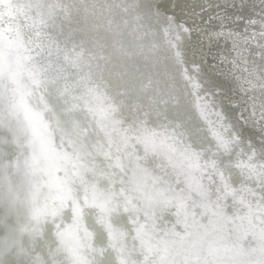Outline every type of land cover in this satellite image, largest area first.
Listing matches in <instances>:
<instances>
[{"label": "snow or ice", "instance_id": "obj_1", "mask_svg": "<svg viewBox=\"0 0 264 264\" xmlns=\"http://www.w3.org/2000/svg\"><path fill=\"white\" fill-rule=\"evenodd\" d=\"M185 7L0 0V264H264V132L184 66Z\"/></svg>", "mask_w": 264, "mask_h": 264}, {"label": "rangeland", "instance_id": "obj_2", "mask_svg": "<svg viewBox=\"0 0 264 264\" xmlns=\"http://www.w3.org/2000/svg\"><path fill=\"white\" fill-rule=\"evenodd\" d=\"M187 1L184 10L199 17L190 27V15L177 10L179 19L193 30L188 39L189 69L193 63L199 65L202 81L212 82L205 83V89L213 93L216 109L227 114L229 122H240L237 127L244 136L258 143L264 132V0H198L197 5ZM211 32L217 35L208 36Z\"/></svg>", "mask_w": 264, "mask_h": 264}, {"label": "bare ground", "instance_id": "obj_3", "mask_svg": "<svg viewBox=\"0 0 264 264\" xmlns=\"http://www.w3.org/2000/svg\"><path fill=\"white\" fill-rule=\"evenodd\" d=\"M198 0H195L194 1V3H192L191 2V4H198V2H197ZM182 3H184V4H186V5H188V1L187 0H182ZM188 7V6H187ZM186 7V8H187ZM246 10H247V7H246ZM185 11V10H184ZM186 13H187V11H185ZM187 14H189L190 16H194V14L193 13H187ZM180 15V17H182V15H181V13L179 14ZM187 17V21H188V23H190V27H192L193 26V24L191 25V22L192 21H194V22H196V18H199V17H197V16H194L195 18H192V17ZM183 17H184V15H183ZM186 20V19H185ZM186 21V22H187ZM255 22V21H254ZM199 30V29H198ZM198 30L196 31V32H198ZM215 33V34H214ZM198 34H199V36L201 35V33H199L198 32ZM217 35V32H211V33H208V36H216ZM207 36V35H206ZM188 39H192L191 37H189V38H186V40L184 41V44H183V48H184V51H185V59H186V64L184 65L185 67H187L188 69H189V66H188V55H190V53H189V44H188ZM211 58V57H210ZM257 66V65H256ZM190 70V69H189ZM170 71H172L173 73H175V75H176V81L178 82V86L179 87H181V88H183L184 87V81H183V79H182V77L180 76V66H178V65H172L171 66V69H170ZM191 71V70H190ZM231 94V93H230ZM259 97V96H258ZM186 98H187V100H188V102L189 103H191V101H192V96L190 95V89L186 92ZM256 99H257V97H256ZM256 101V100H255ZM255 101L253 102L254 104H255ZM258 101L259 100H257V103L256 104H258ZM216 111H218V112H220V110H218V109H216ZM227 115V114H226ZM244 115V114H243ZM248 123V122H247ZM241 123L239 122V123H235V125H237V126H241L240 125ZM238 127V128H239ZM243 129H245V128H243ZM246 131V133H248V130H245ZM252 134H254L253 132H251ZM251 134V135H252ZM250 135V136H251ZM260 140V139H259ZM258 140V141H259Z\"/></svg>", "mask_w": 264, "mask_h": 264}, {"label": "water", "instance_id": "obj_4", "mask_svg": "<svg viewBox=\"0 0 264 264\" xmlns=\"http://www.w3.org/2000/svg\"><path fill=\"white\" fill-rule=\"evenodd\" d=\"M4 133H3V131L2 130H0V135H3Z\"/></svg>", "mask_w": 264, "mask_h": 264}]
</instances>
